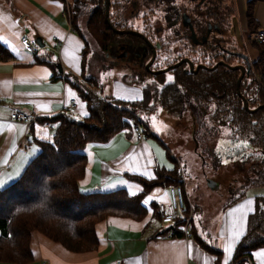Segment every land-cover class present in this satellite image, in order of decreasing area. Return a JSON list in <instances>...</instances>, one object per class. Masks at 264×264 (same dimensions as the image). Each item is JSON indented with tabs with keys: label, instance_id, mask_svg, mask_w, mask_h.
Here are the masks:
<instances>
[{
	"label": "trees",
	"instance_id": "1",
	"mask_svg": "<svg viewBox=\"0 0 264 264\" xmlns=\"http://www.w3.org/2000/svg\"><path fill=\"white\" fill-rule=\"evenodd\" d=\"M62 1L63 9L68 11L70 8L75 17L84 12L82 10L87 2V0H72V4L67 5L66 0ZM256 1L258 0L246 1L245 19L248 40L250 45L256 48L257 56L252 60L249 75H245L239 85L240 92L247 99L250 107L264 104V87L258 82H264V43L254 38L259 30V24L254 17ZM114 2L110 1V5ZM93 3L92 8L87 11L86 29L97 42L99 51L105 54L117 34L106 22L104 0H93ZM223 3V5L227 4L225 0ZM233 7L234 4L230 11L220 17L219 23L224 29L230 24L228 15H234ZM75 26L77 27L76 24ZM73 31L78 36H82L78 27ZM227 36L226 38L220 36V44H216L215 38L212 39L213 42L207 40L204 43L196 40L195 44H191L192 49L196 52L195 50L199 48L200 52L196 56L191 54L185 56L195 64L202 63L209 67L220 60L235 64L238 62L235 61L236 59L246 54L245 47L242 45L240 49L236 48ZM147 50L149 51L143 55V63L137 64L143 68V72L150 73L143 66L151 55L150 49L147 48ZM12 57V52L0 42V60H8ZM47 63L54 67V63ZM173 71H180L176 74L174 81L178 87L174 88V86L171 89L175 92L172 93L173 99L165 96L161 100L157 99L166 91V88L159 87L158 83L153 86L151 83L142 85L140 99L126 100L113 95L95 94L91 89L88 90L76 81L74 82L73 78H68L79 97L86 103L87 114L78 116L74 112L75 107L73 109L64 108L54 115L44 117L43 122L49 121L55 124L52 139L41 141L40 150L26 163L21 173L14 180L0 186V264H26L32 261L30 249L32 231H39L71 251H86L93 250L98 245L96 233L98 221L109 216H127L140 220L148 214L150 220L153 218L152 209L158 214V202L165 201H151L146 204L144 198L154 187L165 188L171 184L183 185L184 180L181 179L177 162L172 168L155 166L154 176L151 178L136 173H126L128 178L138 182L141 186L140 192L132 195L123 186L84 191L79 185L86 170L84 147L90 142H107L122 130L132 132L128 118L134 114L151 115L156 111L157 103L162 104L163 108L166 107V103H171V109L169 107L166 109L179 118L184 112L189 111L190 119L196 126L190 134L194 143L193 148L195 151L198 147L204 150L208 158L215 160V164L217 161L221 164V155L214 148L219 137L217 135L219 130L211 131L207 127V121L218 123L217 128L220 130L228 128L229 131H226L228 138L240 144L243 143L240 141L246 140L245 145L253 149L248 156L244 155L241 161V165L247 167L244 168L245 170H238L243 173V178L234 177L235 180H240L245 187L233 198L232 202L245 193V188L253 184L257 187L264 184V106L254 112H249L243 107L242 99L236 89L239 69H229L223 64H218L213 69L199 68L195 73L186 72L182 66L174 68ZM253 71L258 74L259 78L253 75ZM131 77L136 79L137 84L142 82V78ZM88 82L94 84V82ZM211 105L212 110L209 111L208 107ZM143 119L147 118L143 117ZM145 134L150 135L149 130H146ZM210 140L208 145L207 142ZM168 154H170L169 150ZM174 157L170 155V158L175 160ZM203 157L205 163V156ZM258 196L262 195L256 196V207L248 215L246 231L238 239L228 264H243L247 258H251L254 249L264 246V210L261 208L264 205V197H262V205L258 206ZM184 200L187 205L185 196ZM158 223L160 224L158 233L160 237L183 236L178 232L170 237H164L162 235L164 227L159 219ZM191 230H193V225ZM193 234L197 235L195 230ZM197 238L206 250L216 255L218 261L222 251L208 246L199 236ZM4 244L6 247L3 246Z\"/></svg>",
	"mask_w": 264,
	"mask_h": 264
},
{
	"label": "crops",
	"instance_id": "2",
	"mask_svg": "<svg viewBox=\"0 0 264 264\" xmlns=\"http://www.w3.org/2000/svg\"><path fill=\"white\" fill-rule=\"evenodd\" d=\"M234 1V24L241 34H248L246 0ZM63 7L62 0H0V42L13 54L11 59L0 60V186L21 173L26 163L40 150L41 141L52 139L53 130L44 124V117L67 108L70 98L77 99L74 112L78 116L87 114L86 103L68 80L79 78L84 72V43L70 28L67 18L61 15ZM254 17L259 28L264 29L263 0L255 2ZM22 34L35 39L39 37L44 46L32 53L25 51L19 43ZM245 43L251 46L246 38ZM245 43L243 41L246 54L253 60L257 51L252 46V50L247 51ZM47 62L54 63V67ZM113 89L112 95L116 97H120L119 91L125 95L129 93L121 83ZM13 110L31 113L35 115L34 120L30 123L12 121L10 113ZM144 120L150 135L145 134L141 140H136L130 130H122L107 142L86 145V170L79 182L82 190L123 186L129 194H136L141 186L128 178L126 173L151 178L155 166L172 168L175 162L183 175L178 157L168 148L161 155L160 163H156L153 149L160 152L156 142L161 140L160 136L166 138V133L160 131L157 135L148 118ZM149 136L158 139L155 142ZM170 155L175 156V160ZM165 157L173 160L174 164H166ZM184 191L188 195L185 188ZM251 191L226 204L218 224L206 222V225L211 223L210 228H216L214 246L206 242L199 232L190 238L160 237L158 222L151 223L150 220L148 223L149 214L140 220L109 216L96 223L98 245L93 250L71 251L39 231H32L30 264H115L117 259L121 260V264H228L238 239L246 231L248 215L256 207L258 194ZM167 199V187H154L147 193L144 202L148 204ZM192 225L194 228L197 226L194 215ZM236 232L241 234L233 239ZM197 236L208 246L222 251L218 261L215 254L197 241ZM226 247H230L228 253L224 251ZM258 253H264V246L254 249L251 258L243 264H264V255Z\"/></svg>",
	"mask_w": 264,
	"mask_h": 264
},
{
	"label": "rangeland",
	"instance_id": "3",
	"mask_svg": "<svg viewBox=\"0 0 264 264\" xmlns=\"http://www.w3.org/2000/svg\"><path fill=\"white\" fill-rule=\"evenodd\" d=\"M110 1H115L114 4H111L109 7V19L112 24H117L119 25L117 27H120V25L124 24L123 20L124 17H126L128 18L125 22V24H127L126 26L134 29L137 28L142 32L145 31L149 37H152L153 41L157 40L160 42H165L163 45L155 46L157 49V62L154 65L155 67L159 68L168 65L169 63L184 55L191 54L196 56V54L200 52L198 47H195L198 49L195 50L196 52H193V45L191 44L182 45L183 40H176L175 37L178 35L175 36L174 34L176 33L172 30H164L162 33L160 32L158 35L159 39L156 34H152L153 32L151 30L155 24L164 26L163 23L165 22V12L163 10V6L158 7L156 11L154 9L147 10L140 6L139 10L136 8L132 12L130 9L131 7H129L128 4H126L127 7H125L124 4L121 5V2L123 3L124 0ZM68 4H72V0L67 1V5ZM93 5V0H87L84 9H81L84 12L80 13L76 17L70 8L68 10V24L72 30L78 27L84 43L82 49L84 58V72L79 76V78L76 77L72 80L74 82L76 81L78 84H81L88 90L91 89L93 93L99 95H112L114 86H118V83H121L124 88L129 90L127 95L119 91L120 98L126 100L140 99L142 96V85L151 83L153 86L154 84L158 83V86L165 87L166 91H164L162 95H159L157 100L164 99L165 96H169L171 99H173L172 93L175 92L174 90L171 91V89L174 86V88L178 87V84L174 81L176 79V74H179L180 72L173 70L158 74L143 72V68L139 67L137 64L140 61L143 63V60L136 57V51L141 52V47H136L137 50L133 49V51H128L123 55L122 58H112V62L116 63L114 65L110 64V59H108L106 56L107 52L103 54L99 51L97 42L92 36H90L86 29V21L88 18L87 11L90 10ZM233 17L234 15L232 14L228 15V23ZM104 33L106 34V32ZM226 35L230 37L229 40L236 46V48L238 47L239 49L242 47V45H244L243 41L245 43V38L248 39L247 32L241 34L240 31H238L236 24L233 28V33H223L222 37L226 38ZM137 38L138 37L132 35L133 40H136ZM245 46L247 51L252 50L250 49L251 46L249 47L246 43ZM252 47L254 50H256L254 46ZM117 49V53H122L124 51V47L122 49H119L118 47ZM148 51L149 50H147V52ZM235 61H238L236 63H243V61L240 59H236ZM127 63H129V65ZM253 75H256L259 78L255 71H253ZM131 76L142 78V82L137 84L136 79ZM88 81L94 82V84H90ZM170 105L172 104L166 103V107L170 108ZM166 107L163 108L162 104L157 103L156 111L154 113L151 115L148 114V116L142 114L143 117L148 118L151 128L155 133H157V135H160V131L166 133V138L160 136V140L156 137L159 140L157 142L155 141V137L149 136L150 138H153L151 140L155 141L157 145H159L160 152H158L156 149H153L156 163H160V160L162 159L161 155H163L167 148L178 157L177 160H179L181 169L183 171V175L180 171L181 179H184V183L182 185L183 190L185 188L188 193L187 195L184 191V196L187 202V207L185 203L186 209L184 212L186 215H190V221L193 220V215L195 216V223L197 224L195 228L193 227L195 233L199 232L206 242L214 246L216 243H214L213 238L216 228H210L211 223L206 225V222L214 221L215 225L218 224L221 221V212L224 206L231 203L233 198H235L245 187V185L242 184L240 180H235L234 177H237L238 179L243 178V173L239 172L238 170L247 167L241 165V161L244 159L243 156H248V153L253 151V149L245 145L246 140L240 141L243 142L240 144L238 141H232L230 138H228V132H226L229 131L228 128H223L221 129L223 131H221L220 128H217L218 123L207 121V127L211 131L215 130L216 132L219 130V132H217L219 137L215 142L214 148L221 155V164H219L218 161L215 164V160L213 161L208 158L204 150L199 149L198 147L197 151H195L193 148L194 143L191 140L190 134L193 132V127L196 126L194 125V121L192 122L190 119L191 117L189 115V111L184 112L183 116L179 118V116H175V114L171 113L169 109H166ZM211 107L212 105L208 107L209 111L212 110ZM139 115L141 116V114ZM213 123L214 125H212ZM210 142L211 140L207 142L208 145ZM84 150L85 152L87 151L86 146L84 147ZM203 156H205V163L203 161ZM165 161L166 164H174L173 160L169 159L168 157H165ZM234 162L235 164H233ZM177 165L179 166L178 163ZM19 174H17L16 177ZM210 180L213 183L215 182V184H210ZM10 181H7L3 184L5 185ZM250 190H253L251 191L252 193L262 195L258 196V206L259 204L262 205V197H264V184L258 187L257 185L253 184V186L244 189L245 192ZM261 208L264 210V205ZM151 215L153 217L150 218L152 222L150 220L149 221L151 223H157L159 219L158 214L153 211V209ZM158 225L160 227L159 223ZM198 229H200L201 232ZM193 230L191 231L192 233ZM205 230L206 233H204ZM207 233L210 234V236L206 235ZM3 246L6 247V244Z\"/></svg>",
	"mask_w": 264,
	"mask_h": 264
},
{
	"label": "flooded vegetation",
	"instance_id": "4",
	"mask_svg": "<svg viewBox=\"0 0 264 264\" xmlns=\"http://www.w3.org/2000/svg\"><path fill=\"white\" fill-rule=\"evenodd\" d=\"M225 1L227 3L225 4L226 6L223 5L224 4L223 0H130V1L124 0L123 3L121 2V5L124 4V6L127 7L126 4H128L129 7H131L130 9L132 12L136 8L137 10H139L140 6L147 10L154 9L155 11L158 7L163 6L164 9L162 7L161 8L164 10L165 15H167L166 18L164 15V19H165V22L163 23L164 26L155 24V26H153L151 30L153 32L152 34L157 35L158 39H159L158 35L160 32L162 33L164 30H170V31L172 30L176 33L174 34L175 36L178 35L177 37H175L176 40H179V39L183 40L182 45L195 44L194 41L196 40L202 43L206 42L207 40L213 42L212 40L213 38L216 39L215 40L216 44H220L219 42L220 36H222L223 33H230V34L233 33V27L235 26L233 18L229 22L230 24H229L228 29L222 28L219 23V20L222 14L230 11L232 8V5L235 2L234 0H225ZM109 7H110V4H109ZM233 9H235V5ZM127 19L128 18L124 17V20H123L124 24L116 28L134 29V28H130L126 26L127 24H125V22ZM135 30L141 32L144 37L139 36V35L129 34V33H116L115 32L117 36H115L114 39L111 41V44L106 53L107 58L110 59V64L114 65L116 63V62H112L113 60L112 58H116V59L122 58L123 55L127 53L128 51H133V49L137 50L136 47H141L140 48L141 52L136 51V57L142 60L143 55L147 53V48H150V46L148 45L149 42L154 46L155 50H157L155 47L156 45H163L165 43V42H160L157 40L153 41L152 37L151 36L149 37L145 31L142 32L137 28ZM132 35L138 38L136 40H133ZM118 47L119 49H122L124 47V51L122 53H117ZM150 51H151V48H150ZM151 54H152V51H151ZM245 56L246 58H244L242 54L240 57V60L243 61V64L248 61L250 70H251L252 60L247 54ZM150 57L144 63L143 65L144 69H145V64L149 61ZM184 57H187V56L184 55L182 57H179L173 62L169 63L168 65H165L159 68L170 66L171 64L175 63L176 61ZM156 59H157V52L155 54L154 60L149 66L150 69H159L158 67L154 66L155 63L157 62ZM127 64L129 65V63ZM140 64H141V61H140ZM179 66H182L183 70L188 68L187 62L185 61H183L177 67ZM174 68L170 67L167 71H172ZM145 70L148 71L147 69ZM249 72L248 74H245V75H249ZM258 82L261 86L264 87V82L262 81H258Z\"/></svg>",
	"mask_w": 264,
	"mask_h": 264
},
{
	"label": "built area",
	"instance_id": "5",
	"mask_svg": "<svg viewBox=\"0 0 264 264\" xmlns=\"http://www.w3.org/2000/svg\"><path fill=\"white\" fill-rule=\"evenodd\" d=\"M61 15L68 18V11L63 9ZM254 38L264 43V30L260 29L254 35ZM55 40L58 41L57 38ZM19 43L22 48L27 52H35L44 45H40L37 39L29 37L26 34H22L19 38ZM75 98H70L66 104L68 109H73L77 105ZM35 115L27 113L22 110H13L10 113V120L20 121L23 123H30L34 120ZM131 124V130L136 140L144 138L145 131L147 130V123L139 114L131 115L128 118ZM49 129H54L55 124L46 121L44 123ZM169 194V200L167 202H158L157 212L159 215V221L164 227L162 235L164 237H170L174 233L180 232L185 237H190V215L184 214V198H183V187L180 184H171L167 187ZM115 264H121V260L117 259Z\"/></svg>",
	"mask_w": 264,
	"mask_h": 264
},
{
	"label": "water",
	"instance_id": "6",
	"mask_svg": "<svg viewBox=\"0 0 264 264\" xmlns=\"http://www.w3.org/2000/svg\"><path fill=\"white\" fill-rule=\"evenodd\" d=\"M104 4H105V9H104V15L106 18V22L108 24V26L111 28L112 31L116 32V33H129V34H133V35H139V36H143L141 32L135 30V29H119L116 28L115 26H113V24L110 22L109 20V4H110V0H104ZM144 37V36H143ZM38 42L40 43V45H43L41 42V39L38 37L37 38ZM148 45L151 48L152 54L151 57L149 59V61L145 64V69H147L151 74H158V73H163L166 72L170 67L174 68L177 67L179 64H181L183 61L187 62L188 68L185 69L186 72H197V70L199 68H209V69H213L214 67H216L218 64H223L226 67H228L229 69H239V75L237 76L236 79V89H237V94L240 96V98L242 99V103H243V107L249 111V112H254L257 109H259L260 107L264 106V104H259L255 107H250L248 105V101L247 99L241 94L240 89H239V85H240V81L243 78V76L245 74H248L249 70H250V66L248 61L246 63H236V64H229L224 62L223 60H220L218 62H216L215 64H213L212 66H207L205 64L202 63H197L194 64L193 61H191V59L189 57H184L181 58L180 60L176 61L175 63L171 64L170 66H166L164 68H159V69H150V65L152 63V61L154 60L155 54H156V50L154 48V46L149 42ZM246 54H243V57L246 58L245 56ZM60 69L61 65L60 63H58L57 65ZM209 183L211 184H215V182L213 183L211 180L209 181Z\"/></svg>",
	"mask_w": 264,
	"mask_h": 264
},
{
	"label": "snow or ice",
	"instance_id": "7",
	"mask_svg": "<svg viewBox=\"0 0 264 264\" xmlns=\"http://www.w3.org/2000/svg\"><path fill=\"white\" fill-rule=\"evenodd\" d=\"M171 79V78H170ZM241 233H239V232H236L235 233V236L233 237V239H235L237 236H239ZM224 251H225V253H228L229 251H230V247H226L225 249H224ZM258 255H264V253H258ZM225 264H227V262H225Z\"/></svg>",
	"mask_w": 264,
	"mask_h": 264
},
{
	"label": "bare ground",
	"instance_id": "8",
	"mask_svg": "<svg viewBox=\"0 0 264 264\" xmlns=\"http://www.w3.org/2000/svg\"><path fill=\"white\" fill-rule=\"evenodd\" d=\"M183 198H184V196H183ZM168 200H169V199H168ZM168 200H167V201H168ZM167 201H165V202H167ZM184 204H185V200H184ZM186 207H187V205H186ZM186 207L184 208V211H185ZM184 211H183V212H184ZM184 214H185V212H184ZM191 227H192V221H190V232L192 231V230H191ZM191 236H192V232H191L190 237H191ZM183 237H185V236L183 235ZM190 237H185V238H190ZM246 260H249V258H247Z\"/></svg>",
	"mask_w": 264,
	"mask_h": 264
}]
</instances>
